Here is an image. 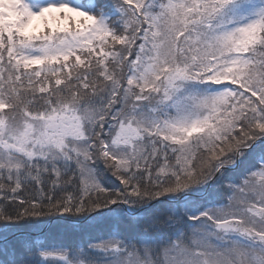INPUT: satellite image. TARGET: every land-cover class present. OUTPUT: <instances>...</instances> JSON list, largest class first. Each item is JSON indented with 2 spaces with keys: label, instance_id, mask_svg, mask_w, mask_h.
<instances>
[{
  "label": "snow or ice",
  "instance_id": "snow-or-ice-1",
  "mask_svg": "<svg viewBox=\"0 0 264 264\" xmlns=\"http://www.w3.org/2000/svg\"><path fill=\"white\" fill-rule=\"evenodd\" d=\"M0 264H264V0H0Z\"/></svg>",
  "mask_w": 264,
  "mask_h": 264
}]
</instances>
